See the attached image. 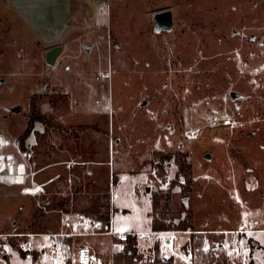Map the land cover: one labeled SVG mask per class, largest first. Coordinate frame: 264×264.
<instances>
[{"label": "rangeland", "instance_id": "rangeland-1", "mask_svg": "<svg viewBox=\"0 0 264 264\" xmlns=\"http://www.w3.org/2000/svg\"><path fill=\"white\" fill-rule=\"evenodd\" d=\"M106 1L0 0L1 234L56 231L69 215L56 204L74 166L84 167L85 192L109 193L115 230L148 231L152 155L188 152L196 229L244 226L253 231L242 241L249 264H264V0H108L104 14ZM166 10L173 30L157 34L153 16ZM58 46L64 51L48 67L46 52ZM33 96L57 126L97 128H52L49 157L28 155L19 138ZM16 106L20 113L9 111ZM213 119L230 124L213 128ZM35 144L32 134L26 145ZM166 170L162 190L176 166ZM172 196L184 202L179 187ZM193 235L175 236L190 264H225L232 254L241 264L231 235ZM166 239L153 235L140 249L154 258L158 245L159 256L173 258L161 251ZM97 240L104 252L113 246L107 235ZM69 260L76 264L72 252Z\"/></svg>", "mask_w": 264, "mask_h": 264}, {"label": "trees", "instance_id": "trees-1", "mask_svg": "<svg viewBox=\"0 0 264 264\" xmlns=\"http://www.w3.org/2000/svg\"><path fill=\"white\" fill-rule=\"evenodd\" d=\"M1 19V16H0ZM40 97L33 96L29 104V113L27 128L19 138V146L21 151L28 155H43L49 157L45 152L51 142L52 128H57L63 131L73 130H88L97 128V126H78L71 128H63L54 124L50 117H46L40 112L39 103ZM36 123L43 125L45 132L40 133L35 130ZM34 134L36 144L29 150L26 141ZM174 163L176 166L175 178L168 184L167 190H162V183L166 182L167 170L166 167ZM151 167L153 174H150V181L154 184L155 191L151 196V230L152 232H187L195 231V216L192 208L186 206L184 202L177 203L172 196L176 187H179L184 198L190 197L194 188V173L191 161V155L188 152L162 153L155 152L151 158ZM84 167L74 166L71 169V182L69 184L70 191L67 192L65 198L56 204L58 208L64 210L66 214H78L88 217L94 221L101 222L103 226L111 224L114 214V208L110 204V195L108 192L87 193L84 190ZM161 181V182H159ZM116 180L113 181V184ZM70 205V208H66ZM44 216L43 213H40ZM39 216L34 215V219ZM194 236V235H193ZM22 239H11L10 245L13 250L18 251L21 255L19 243ZM74 238H67L66 242L71 245ZM154 252L156 256L146 257L139 251L136 238L131 237L123 246L120 252L113 255L114 264H174L173 258H165L160 255L158 245L155 246ZM35 253V252H34ZM36 255V253H35ZM73 261V260H72ZM67 264H72L71 260ZM251 264H254L251 262Z\"/></svg>", "mask_w": 264, "mask_h": 264}, {"label": "built area", "instance_id": "built-area-1", "mask_svg": "<svg viewBox=\"0 0 264 264\" xmlns=\"http://www.w3.org/2000/svg\"><path fill=\"white\" fill-rule=\"evenodd\" d=\"M100 12L104 14H108L110 11L109 1L103 2L99 7ZM230 124L229 120H216L213 119L211 125L213 128L226 127ZM63 224L67 229L70 230L67 234H0V258L5 254H8L11 251L10 240L11 239H22L26 238V240L20 241L19 246L21 251L25 254L27 259L34 258V245L31 241V238H35L38 236H47L51 240V251L52 253L60 258L67 259L68 255L73 253V259L76 264H114L113 257L106 258L105 256L98 255L93 252L86 245H79L78 247L72 248L66 242L67 238H76L79 236H101L107 235L112 239L113 246H120L121 250L123 246L129 241L131 237L136 238L138 242V246L140 245V240H143L149 243V239L152 238L153 235H171L170 238L165 240V244L174 248L175 246V232H145V233H123L115 230L112 224L108 226H103L101 222L94 221L88 217L78 215V214H69L63 220ZM190 234L201 236L203 240H208L210 235H214L218 232L215 231H188ZM253 231L249 229H245L244 226L240 225L237 229L232 231L220 232L224 233V235H231L232 237V245L236 249H241L239 253L241 264H249V254L242 246V241L245 236ZM225 245H222V250L225 249ZM188 255L191 257L192 252L188 250Z\"/></svg>", "mask_w": 264, "mask_h": 264}, {"label": "crops", "instance_id": "crops-1", "mask_svg": "<svg viewBox=\"0 0 264 264\" xmlns=\"http://www.w3.org/2000/svg\"><path fill=\"white\" fill-rule=\"evenodd\" d=\"M37 131L41 132L40 129L37 130ZM23 192H24V190H23ZM63 220L61 222V225L58 226V228L56 229V231L46 230V231H44V233H36V234H67L68 232H70V230L67 229L66 226L63 224ZM151 221H152V216H151V211H150V213H149V228H148V231H145V232H150L151 231ZM5 228L6 227L0 229V234L2 232H4ZM200 230L201 231H215V232H218V233H216L214 235H224V233H220V232L230 231V230H223V229H217V230L196 229L195 231H200ZM119 232H123V231H119ZM136 232L145 233V232H140V231H136ZM172 232H174V231H172ZM260 232H264V229L257 230V233H260ZM123 233H135V231H128V232H123ZM26 234H32V233H26ZM177 234H186V235L189 236V238H190V235H191L188 231L187 232H175V236ZM211 236H213V235H211ZM98 237L99 236H79V237H76L74 239H78V241L80 242L79 244L88 246L93 252H95L98 255L105 256L106 258H111V257H113V255L116 252H120L121 251L120 246H111V249H110L109 252H104L102 250V247H101L102 246L101 241L97 240ZM166 237L170 238L171 235H166ZM200 238L201 237H199L198 239H200ZM175 240H176V238H175ZM31 241L33 242L34 250H35L36 255L34 253V258L33 259H27L25 257V254H23V255L20 254L21 257H22V258H19L20 261L25 262L27 264H65L66 260L64 258L57 257V256H55L52 253V251H51V240H50L49 237H47V236H38V237H35V238H31ZM187 241H188V239L185 241V243ZM185 243H183V245ZM164 245L161 246V251L164 252V253H167L168 254L167 257H173V259L175 261L174 262L175 264H179V262L181 264L182 263L184 264V262L186 264H190L189 261H188V258L186 256V253L184 251L182 252V246L180 248H176V246H174V248L172 249V248L168 247L165 244V242H164ZM138 248H139V251L147 257V254L143 250L140 249V245L138 246ZM13 251H15V250H13ZM230 257H231V259L235 258V255L232 254V255H230ZM16 259H17V257L13 258L12 255H11V251H10L8 254H5L3 257L0 258V264H18L16 262ZM231 259H225L224 260V261H226L225 264H231Z\"/></svg>", "mask_w": 264, "mask_h": 264}, {"label": "water", "instance_id": "water-1", "mask_svg": "<svg viewBox=\"0 0 264 264\" xmlns=\"http://www.w3.org/2000/svg\"><path fill=\"white\" fill-rule=\"evenodd\" d=\"M153 17H154V32L155 33L160 34L164 31L171 32L173 30V27H174L173 15L170 11L166 10V11L157 12L154 14ZM63 51H64V48L62 46L49 49L46 52V57H45L46 65L48 67L55 66L58 58L63 53ZM241 97H242L241 95L235 92L231 93L232 100L240 99ZM145 104H147V102H145ZM9 111L14 112V113H20L21 107L16 106L14 108H9ZM205 159L208 161L211 160V155L207 154L205 156ZM25 192H32V190L26 189ZM184 203L188 207V198L184 199Z\"/></svg>", "mask_w": 264, "mask_h": 264}]
</instances>
